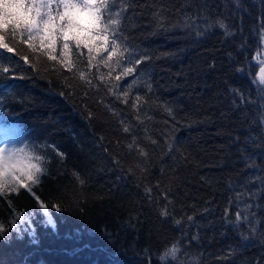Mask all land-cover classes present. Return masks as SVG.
<instances>
[{
  "label": "trees",
  "instance_id": "trees-1",
  "mask_svg": "<svg viewBox=\"0 0 264 264\" xmlns=\"http://www.w3.org/2000/svg\"><path fill=\"white\" fill-rule=\"evenodd\" d=\"M110 10L103 60L17 37L29 64L4 78L0 121L45 171L0 196V264H264V0ZM112 39L119 64L104 63Z\"/></svg>",
  "mask_w": 264,
  "mask_h": 264
},
{
  "label": "snow or ice",
  "instance_id": "snow-or-ice-1",
  "mask_svg": "<svg viewBox=\"0 0 264 264\" xmlns=\"http://www.w3.org/2000/svg\"><path fill=\"white\" fill-rule=\"evenodd\" d=\"M113 2L114 0H0V86L4 85L5 77L23 78L12 75L18 71L13 66L18 63V56L24 64H29V57L20 54L17 37L19 43L27 45L33 53L41 50L53 52L57 44H62L65 56L72 44L87 48L89 53L106 50L110 37L114 36L121 24V12L110 10ZM220 27L224 28L225 25L221 22ZM120 49L121 45L112 39L111 51L104 63L107 64L115 56L116 63L119 64L120 58L127 51L126 48L123 51ZM50 58L56 60L55 56ZM135 63L139 64L140 60ZM133 71L134 68H125L122 75H130ZM261 73L260 79L264 82V68ZM121 78L117 77L118 80ZM123 96L127 102L128 92L125 91ZM124 130L128 131V128L125 127ZM14 134L15 130L8 131L9 136ZM59 155L63 157V153ZM42 159L43 157L27 151V145L0 146V196L6 188L9 191L21 188L31 190L30 185L39 184L40 176L45 171L40 163ZM39 207L48 215V205L40 202ZM162 214L167 215L166 212ZM240 217L238 212L237 221ZM188 219L191 220L192 217ZM49 220L51 222V216ZM3 231V226L0 225V232ZM176 252L177 249L172 248L169 254L175 257Z\"/></svg>",
  "mask_w": 264,
  "mask_h": 264
},
{
  "label": "rangeland",
  "instance_id": "rangeland-1",
  "mask_svg": "<svg viewBox=\"0 0 264 264\" xmlns=\"http://www.w3.org/2000/svg\"><path fill=\"white\" fill-rule=\"evenodd\" d=\"M106 50H102L99 53H95L96 55L101 56V59L103 60L105 56H103L106 52ZM103 56V57H102ZM255 62L257 64V82L263 87L264 82L261 81L260 77L262 75L261 69L264 68V51L260 54V56L255 58ZM13 130V123L12 122H0V146H18L22 147L14 137V135L9 136L8 131ZM7 142V143H6Z\"/></svg>",
  "mask_w": 264,
  "mask_h": 264
}]
</instances>
